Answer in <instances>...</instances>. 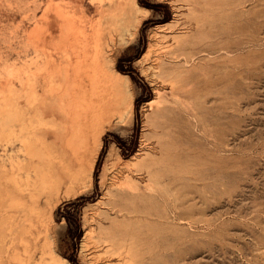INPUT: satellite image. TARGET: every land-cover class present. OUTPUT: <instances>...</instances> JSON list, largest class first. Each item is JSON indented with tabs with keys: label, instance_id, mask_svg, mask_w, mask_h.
<instances>
[{
	"label": "rangeland",
	"instance_id": "1",
	"mask_svg": "<svg viewBox=\"0 0 264 264\" xmlns=\"http://www.w3.org/2000/svg\"><path fill=\"white\" fill-rule=\"evenodd\" d=\"M57 11L116 23L88 146ZM0 264H264V0H0Z\"/></svg>",
	"mask_w": 264,
	"mask_h": 264
},
{
	"label": "bare ground",
	"instance_id": "2",
	"mask_svg": "<svg viewBox=\"0 0 264 264\" xmlns=\"http://www.w3.org/2000/svg\"><path fill=\"white\" fill-rule=\"evenodd\" d=\"M61 17L65 22L55 23V25L61 32L60 36L67 40L62 50L69 61L61 68L59 67V71L57 70L63 79L61 85L64 90L59 88L58 94L54 98L59 106L54 107V109L58 108L61 115H64L70 122L67 127L69 143L72 146L76 144L77 146H88L91 145L92 140L98 143L104 126V118L110 116L117 109H115L114 103L110 101L111 99L106 100L100 94L98 95L95 90L90 89V91L88 89V85L93 87L98 83V78L102 73L107 75L105 70L107 68L104 69L103 65L104 59L102 61L101 58L115 43L116 23H102L101 26L99 25L100 27H93L91 35H86L84 33L86 30H78V27L69 23V20L65 18L66 16L57 11L56 21L59 22ZM75 34L81 37L80 41L77 40ZM107 48L108 51L105 52ZM47 81L52 82L51 75Z\"/></svg>",
	"mask_w": 264,
	"mask_h": 264
}]
</instances>
